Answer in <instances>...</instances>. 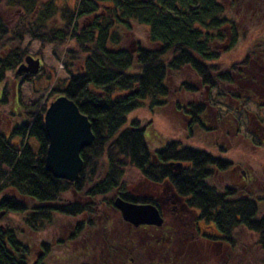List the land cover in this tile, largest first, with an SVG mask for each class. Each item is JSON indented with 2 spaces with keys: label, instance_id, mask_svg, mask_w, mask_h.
Here are the masks:
<instances>
[{
  "label": "trees",
  "instance_id": "1",
  "mask_svg": "<svg viewBox=\"0 0 264 264\" xmlns=\"http://www.w3.org/2000/svg\"><path fill=\"white\" fill-rule=\"evenodd\" d=\"M68 1L0 0V36L13 37L16 43L27 35L43 44L63 47L60 54L66 57L63 62L69 78L64 88H54L51 96H67L77 104L91 121L94 142L81 153L84 168L76 182L55 178L46 168L48 106H24L19 99L10 100L7 88L0 91L1 104L10 102L13 123L9 130L0 129V195L5 196L0 200V210H5V216H17L35 232L54 226L59 217L78 220L70 235L76 237L87 225L97 222L98 205L112 207L117 198L133 204H153L161 213L157 198L139 195L143 190L136 192L129 186L128 174L137 171L144 182L157 187L153 190L157 196L162 192L179 195L189 209L199 213L196 223L213 221L221 234H199V239L183 236L173 224L183 220L181 212L166 211L162 228L172 235L166 232L163 238L151 239L147 234L142 239L145 246H163L157 259L162 264L168 237L180 245V260L171 264H191L193 259L204 258L199 244H206L205 252L207 245L213 250L221 244L233 247L244 231L255 235L264 257V217H260L257 200L239 189L235 192L232 184L222 186L212 179L216 169L220 173L229 171L232 160L219 159L177 140L169 141L154 154L142 126L147 122L135 117L129 121V116L142 108L168 106L172 93L177 97L185 93L191 100L189 96L195 99L199 87L202 91L216 90L220 83L231 82L227 74L218 76L221 57L226 55L222 48L229 41L228 51L235 49L242 32L223 0H77L74 6ZM140 26L147 30L146 40L127 47V35ZM26 53V49L15 47L12 54L0 55V86L11 72H15V79H29L28 74H17ZM186 70L195 84L181 82L175 90V82L181 81L179 76ZM183 105L178 99L174 109L184 111ZM199 105L189 104L184 114L190 115L196 125L201 114ZM190 134L188 138L192 131ZM170 163H181L182 170L171 168ZM169 184L171 191L166 186ZM158 187L163 188L158 191ZM76 196L84 202L74 201ZM124 224L134 243L142 242L141 231H149ZM24 233L15 225L0 229V264H44L30 257L28 245L21 240L26 237ZM195 240L198 242L193 244ZM186 242L191 243L188 258L183 254ZM124 244L120 242L123 250L112 252L110 260L118 254L117 261L122 264L120 258L126 254L127 264H133L131 259H136L129 256ZM42 247L48 250L46 242Z\"/></svg>",
  "mask_w": 264,
  "mask_h": 264
},
{
  "label": "rangeland",
  "instance_id": "2",
  "mask_svg": "<svg viewBox=\"0 0 264 264\" xmlns=\"http://www.w3.org/2000/svg\"><path fill=\"white\" fill-rule=\"evenodd\" d=\"M68 3L74 6L77 0H69ZM223 5L229 9V14L234 16V22L242 32V39L239 45H236L235 49H232V51L225 50L223 52L226 55L221 57V67L224 64L223 68H228L230 65L238 63V61H242L246 58L249 52L248 50L250 49H253L254 56H257L255 59L260 63V53L262 50L260 46L264 44V0H223ZM146 32V28L141 26L138 28L135 27L133 33L127 35L128 37L125 43L127 47H135L137 42L142 41L143 43V40H146ZM15 47H22L23 51L25 49L27 50L20 66L26 64L27 57L32 56L34 59L41 61V71L35 75L28 74V80L26 78L15 79V72H11L8 74L9 79H7V82L0 86V91H6L5 88H7L10 100L19 99L24 106L41 103L49 107L56 100V98L51 96L52 90L56 87L60 89L64 88L69 78L63 62L66 57L60 54V52L64 53L63 47L55 44H43L41 41L32 39L27 35L24 36L22 41L16 43L13 37L5 38V36H0V55L2 57L12 54ZM179 77L181 81L177 80L175 82V90L179 88L181 82L194 83L190 71L186 70L185 74ZM199 89L197 92L199 94L195 99L189 96L191 100L185 93L179 94V97L176 96V93H172L171 103L168 106L154 107L152 110L142 108L133 112L129 116V121L135 117L140 118L143 122H147L146 125L142 124V126H145L146 140L154 154L169 141L177 140L186 145H192L193 149L205 150L219 159L234 161L241 167V170L247 172L248 180L243 179L241 170L234 173L230 171L227 173H215L212 179L215 183L221 184L222 186L236 183L238 179V185H235L236 188L240 192H243V194H247L249 197L257 200L260 217H264V146L242 143L240 140L235 139L231 142L229 140L228 142H220L216 139L217 132L213 136L202 133L199 127L191 121L193 119L189 120L188 117H184L189 104L193 102L197 104L203 101L205 96L202 95L201 87ZM215 91L210 93V98L216 96ZM58 95L60 94L58 93L56 96ZM178 99L183 100V103H185L183 105L185 108L184 111L180 112L176 108L174 109L175 101ZM211 104L213 106V102ZM148 106L149 103H146V107ZM253 108L257 111L255 107ZM10 109V102L4 106L0 100V129L9 130L12 127L13 123L12 117L10 116ZM209 113L213 116L210 110ZM255 126L257 127V124H254V128ZM222 128L220 130L221 133L223 131ZM191 131L192 137L188 138V136H191ZM17 142L16 145H19L18 139ZM128 176L129 186H132L136 192L141 193V190H143V193L139 195L147 197L154 196L157 198V194L153 192L157 187L144 182V178L140 173L130 171V175L128 174ZM231 187L234 188L232 185ZM161 188L163 187H158V191ZM4 197V194H1L0 200ZM73 200L78 201L81 198L76 196ZM82 201L84 202V199L80 202ZM180 205H183V203H180ZM102 208L104 209H97L96 212L99 210L103 220L96 217L97 222L93 226L87 225L86 230L77 237L70 235L73 234L74 226L78 220L59 217L55 220L54 226L35 232L29 228L27 229L17 216H5L6 212H4V209L3 211L0 210V215L4 213L0 218V229L15 225L18 232H25L26 237L25 239L21 237V240L28 245L29 253L31 254L30 257H33L37 261H42L44 264H101L105 260L113 264L119 255H113L112 260H110V254L112 252L115 253V250H118V252L123 250L120 246L121 241L125 243L124 246L128 249L126 251L130 252L131 255L129 254V256L136 259L133 264H150L153 261H158L160 247L143 245L145 241L142 239L146 237L147 232L141 231L143 235L139 234V237L142 242L136 241L134 243L131 241L130 232L127 231V224L125 225L124 222L120 221L118 214L107 206H102ZM180 216L183 220L175 222L173 215L171 213L169 214V218L174 221L173 224H175L174 226H176L177 231L181 234H189L187 235L189 238L197 236V232L195 231V223L198 220L197 215L184 210ZM204 232L207 234L215 233L210 225H207L206 228L204 227ZM150 233L153 232L151 231ZM128 236L130 239H128ZM44 242L48 244L47 251L42 247V243ZM191 242L194 244L198 241ZM255 242V235L253 233L247 231L241 232L238 235L236 246L229 247L221 245L217 246L218 248L216 250H213L209 248L210 245H207V252L201 251L202 256L204 255L203 260L198 261L193 259L194 262L192 264H264L263 252ZM126 243L128 244L127 246ZM190 246V242L185 243V251L183 254L187 255V258L189 256L187 251ZM201 246L199 244V250Z\"/></svg>",
  "mask_w": 264,
  "mask_h": 264
},
{
  "label": "flooded vegetation",
  "instance_id": "3",
  "mask_svg": "<svg viewBox=\"0 0 264 264\" xmlns=\"http://www.w3.org/2000/svg\"><path fill=\"white\" fill-rule=\"evenodd\" d=\"M236 27L239 26L236 25ZM239 38L240 35L238 39ZM229 44L230 42L228 41L223 46L222 49L228 50L230 46ZM260 48L262 49L260 53L261 55V59L259 60L260 63H258V60L255 59V57L257 56H254L253 49H251L248 52V55L246 56L245 59H243L242 61H238V63L230 65L231 67L230 74L229 71H227L228 70L227 68H223V66L222 67L219 66L218 76L227 74L230 76L231 82L220 83L215 91L216 92L215 97L210 98L211 95L210 93L214 91L212 89L206 88L205 90L202 91V95H204L205 97L203 101L201 100L202 102L200 101L201 103L199 105V110L201 111V114L199 116V122H198L199 124H197V126L205 135L213 136V134L216 135L217 132L216 139L217 141L220 142H228V140L229 142H231L235 139V140H240V142L242 143H248V144L252 143V145L256 144L259 146H264V44H262ZM234 68L235 70L233 71ZM212 102H213V106L211 104ZM253 107H255L257 111H255ZM209 110L213 114V116L210 115ZM187 117L189 120L192 119L190 115ZM254 124H257V127L255 126L254 128ZM221 128L223 130L222 133L220 132ZM230 162L232 164L229 169L231 173L241 170V167L238 166L234 161H230ZM229 171H226V173ZM214 172L220 173L222 171L216 169ZM241 174L244 180L249 179L247 177V172L245 170H241ZM236 181L238 182V179ZM237 182L236 183L232 182L233 183L232 186H234V189H236L235 192H237V188L235 186ZM166 186L170 191L172 190V186L170 184ZM157 200L160 205L161 215L164 217V220L166 218V211L168 212L177 211V212H181L182 214V211L186 210L189 212H193L197 216L199 215L197 211L191 210L185 205L184 198L180 197L179 195H176L175 193H172L171 195H168L165 192H162L161 194L159 193V195L157 196ZM115 201L113 203L114 205L109 208L113 212H116L118 214L119 216L118 218H120L121 222H124L125 220L123 219L122 213L115 207ZM180 203H183V205H180ZM100 208L104 209L98 205L96 210ZM96 217H98L100 220H103L102 214H100L99 210L96 212ZM195 225H197L195 231H198V233L197 236L193 238L196 237L198 238L199 234L205 237L207 233L204 232V227L206 228L207 225L212 226V229L215 231L214 234L213 233H208V234L221 237L220 231L218 230L215 222L213 221L206 222L199 220L198 223H195ZM162 227L164 226L157 227L152 225H141L135 228H139V229L148 228L150 232L151 231L153 232L150 233L148 231V236L151 237V239H155L159 237L163 238L168 234L172 235L171 232L167 231L165 228ZM166 232H168V234H166ZM167 239L169 241V247L166 248L167 256H165L166 257L165 263L170 262L171 264L173 261L178 262L180 260V258H178L180 255V249H179L180 245L177 244L176 241L173 239L172 242H170L169 237ZM172 244L175 245V247H173ZM201 245H202L201 250L205 252L206 244L201 243ZM193 251L196 252V250ZM160 253L161 254L163 253V246H160ZM197 253L200 254V251H198ZM120 259L122 264H127L125 254H123ZM130 262L134 263L135 261L131 259ZM101 264H109V263L106 262L105 260L102 261ZM113 264H121V263L116 260ZM150 264H162L161 259H159V261H153Z\"/></svg>",
  "mask_w": 264,
  "mask_h": 264
},
{
  "label": "water",
  "instance_id": "4",
  "mask_svg": "<svg viewBox=\"0 0 264 264\" xmlns=\"http://www.w3.org/2000/svg\"><path fill=\"white\" fill-rule=\"evenodd\" d=\"M40 70L41 61L29 56L26 64L19 67L17 74L35 75ZM45 126L50 141L46 158L47 170L55 178L76 182L84 168L81 153L93 144L95 138L91 121L74 101L61 96L49 105L45 114ZM169 166L177 171L183 167L181 163H170ZM115 207L120 210L123 219L135 227H161L165 222L159 209L152 204L137 205L117 198Z\"/></svg>",
  "mask_w": 264,
  "mask_h": 264
}]
</instances>
